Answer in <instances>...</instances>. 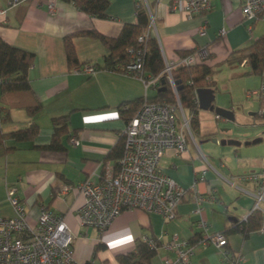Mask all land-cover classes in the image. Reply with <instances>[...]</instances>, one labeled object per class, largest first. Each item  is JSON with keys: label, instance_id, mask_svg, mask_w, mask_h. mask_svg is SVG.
<instances>
[{"label": "crops", "instance_id": "obj_1", "mask_svg": "<svg viewBox=\"0 0 264 264\" xmlns=\"http://www.w3.org/2000/svg\"><path fill=\"white\" fill-rule=\"evenodd\" d=\"M8 1L0 0V10L5 9L4 13L0 12V36L36 53L29 76L43 110L37 117L40 131L34 141L6 140L12 150L0 157V170L1 167L4 169L3 178L0 176V205L9 203L7 186H10L15 187L31 223L36 221L42 205L60 214L74 234V254L80 264H119L116 254L133 249L139 238L156 237L165 243L177 234L181 239L191 240L201 232L195 213L198 194L209 196L214 191L217 195L215 202L208 200L203 204V215L211 231H222L253 210L255 182L239 178L231 180V176L264 169L261 146L264 138L241 131L242 138L233 134L232 128L218 131L204 123L212 114L221 122L235 123L237 104L240 103L235 101L244 98L233 92L235 77L245 76L243 89L251 85L254 76L247 72L249 64L245 61L225 62L232 50L252 44L264 33V29H257L261 21L256 22L252 30L247 28L242 0H212L210 10L192 17L171 10L170 0H147L155 18L151 35L157 37L164 60L177 61L199 49H206L208 62L219 65L220 72L227 70L229 84L227 82L224 87L231 91L230 99L218 98V92H214L213 103L232 110L234 118L218 116L215 111L200 107L197 113L200 133L191 135L187 132L186 150L177 152L169 148L165 152L160 162L162 171L186 188L173 218L165 219L155 211L127 208L102 230L81 224L78 209L84 195L75 186L70 189L66 186L87 179L99 180L106 167L115 164L107 154L126 127L118 105L145 93L155 94L157 89L156 86L145 89L141 78L123 71L99 69L93 74L70 71L64 37L91 28L117 35L123 23L136 21V5L138 2L146 5V0H110L108 16L102 18L88 14L69 0H54L56 9L53 13L48 9L49 0H20L14 6L8 5ZM72 40L81 63L103 62L105 46L99 38L76 33ZM240 63L246 64L245 67ZM216 80L219 81V75ZM9 112L11 118L2 123L4 130L29 124L25 109L11 108ZM67 112H70L69 134L77 141L73 143L65 135V150L34 147V144L43 145L51 140V117ZM260 206L264 215V201ZM227 240L228 244L222 247L195 243L191 264H225L235 255H243L244 264H264V231L261 229L252 231L248 237L233 232L227 235ZM100 243L103 246L96 251ZM164 255L173 257L175 253L161 244L152 264H163Z\"/></svg>", "mask_w": 264, "mask_h": 264}, {"label": "built area", "instance_id": "obj_2", "mask_svg": "<svg viewBox=\"0 0 264 264\" xmlns=\"http://www.w3.org/2000/svg\"><path fill=\"white\" fill-rule=\"evenodd\" d=\"M160 2L161 0H155ZM20 0H9L8 5L14 6ZM169 8L179 11L187 17L203 13L212 8V0H170ZM150 13L148 35L154 26V13L146 0ZM48 9L55 12L56 3L48 1ZM243 18L248 29L258 21H264V0H242ZM1 13L5 9L0 10ZM225 32V29H221ZM144 35L139 38L143 39ZM209 52L199 49L181 57L177 61L165 60V66L158 75L145 77L139 56L134 54L126 64L127 73H132L144 81L145 89L154 84L161 75L167 80L178 97L177 84L173 69L180 64H194L209 61ZM246 61V60H245ZM88 74L95 73L96 67L86 63L80 68ZM264 94V68L258 88L247 91V97ZM189 118L181 104L175 106L166 101L145 100L141 108L126 124L125 148L117 164L108 165L99 180L87 179L76 185H68L66 189H79L84 201L78 209L79 219L83 226L106 228L124 209L138 208L148 212H159L165 219L175 216L176 206L182 199L186 188L172 176L164 173L160 162L169 148L177 152L187 149V132L191 135ZM71 141L77 139L73 136ZM252 181L256 184L254 193L256 202L253 209H261L264 201V169L232 175L231 180ZM15 187L7 186V198L11 203L14 215L0 214V264H80L74 254V234L66 220L42 205L34 223L28 219L25 205L15 193ZM214 191L209 196H196V223L200 227L199 242L213 244L216 247L226 246L228 240L221 231H211L208 220L203 215L204 202H215ZM247 217V216H246ZM245 217V218H246ZM264 231V226L261 228ZM153 244V239L145 237ZM162 246L174 251L175 256L164 255L163 264H191L194 255V244L190 240L181 239L174 234ZM243 255L228 258L225 264H244Z\"/></svg>", "mask_w": 264, "mask_h": 264}, {"label": "trees", "instance_id": "obj_3", "mask_svg": "<svg viewBox=\"0 0 264 264\" xmlns=\"http://www.w3.org/2000/svg\"><path fill=\"white\" fill-rule=\"evenodd\" d=\"M74 2L80 9L95 17H107V8L110 0H69ZM150 13L143 2L136 5V21L123 23L117 35H107L95 28L68 33L64 37L66 60L70 71L80 68L86 63L78 60L76 49L73 43V35L76 33L85 34L99 38L104 46L105 53L103 62L91 63L99 69H111L129 72L125 68L134 54L140 57L142 72L145 77L158 75L165 66V60L157 37L147 35L146 32L150 25ZM144 35L143 39L139 37ZM36 53L32 50L13 45L0 36V157L12 150L6 143L7 139L16 141H34L40 131L37 122L38 115L43 110V105L30 83L29 71L35 63ZM247 61L249 64L248 73L262 74L264 68V33L261 34L252 44L242 48L232 50L225 59L227 63ZM219 65L207 61L194 64H180L173 69L174 79L177 84L178 97L173 91L170 83L161 75L160 78L151 86H156V93L127 99L118 105L120 116L126 124L141 108L145 100L166 101L175 106L180 103L184 112L189 118V125L192 133H200V120L197 116L200 105L197 99V89L201 87L212 88L218 91L216 75ZM259 111L256 116L264 118V94L258 95ZM23 108L26 110L30 122L28 125L10 130H4L2 123L8 121L11 116V108ZM53 133L51 140L43 145L34 144L39 149L65 150L63 136L67 135L70 139V112L51 117ZM209 135V134H207ZM125 133H123L117 143L107 154L108 159L119 161L124 153ZM264 226V215L261 209H253L246 218L237 219L230 226L223 229L226 237L233 232H241L244 237H248L254 230ZM201 239L198 233L191 238V243L195 244ZM162 241L153 238V244L144 238L136 241L135 247L125 252L116 254L119 264H152V258L157 254ZM103 246L98 244L97 251ZM91 264V262L87 263Z\"/></svg>", "mask_w": 264, "mask_h": 264}, {"label": "rangeland", "instance_id": "obj_4", "mask_svg": "<svg viewBox=\"0 0 264 264\" xmlns=\"http://www.w3.org/2000/svg\"><path fill=\"white\" fill-rule=\"evenodd\" d=\"M259 31H262L264 29V21H261L258 25L257 28ZM247 62V61H245ZM241 66L245 67L246 64H241ZM242 67V68H243ZM227 71V70H226ZM224 72L223 70L218 71L217 75H219V81H217L218 85L220 86V91L218 92V98H223L226 100L230 99V95H231V91L225 90V87L227 82L229 84L228 81V74L227 72ZM216 75V76H217ZM244 75H237L235 77V81H234V88H233V92H235V96L237 94V96H241L243 95L244 98L240 97L239 101H235V102H240L237 104V109H236V122H221L219 119L216 120L215 116L212 114L211 116H209L208 121L206 120L204 123L207 125V127L209 128L211 126V128H217L218 131H221V129L223 128H232L233 130V134H239L240 137L244 138V136L241 133V131H248L251 135L253 136H260L262 138H264V118L260 117V116H256L253 114V112H257L259 111V100H258V96L257 95H253L252 97L248 98L247 97V91L250 89H256L259 86V77H261V74L259 76V74H254V76L251 78V85L247 86V87H243L242 89V83L244 82ZM234 101V100H233ZM188 130L191 131V128H188ZM226 132V130H225ZM192 133V131H191ZM212 146H217L216 144L211 143ZM262 146V150H264V140L261 143ZM218 147V146H217ZM233 148V146H232ZM233 151V150H232ZM4 175V169L1 167L0 170V176L1 178H3ZM2 206V207H1ZM0 212L2 213V215H14V211H13V207L11 205V203H5V204H1L0 205ZM39 214H37L38 217Z\"/></svg>", "mask_w": 264, "mask_h": 264}, {"label": "water", "instance_id": "obj_5", "mask_svg": "<svg viewBox=\"0 0 264 264\" xmlns=\"http://www.w3.org/2000/svg\"><path fill=\"white\" fill-rule=\"evenodd\" d=\"M214 96H215V94H214V91L212 88L201 87V88L197 89V97L199 99V105L201 108L209 109L211 111H215L218 116L224 115L226 117H233L234 118L232 110H229V109L221 107V106H217L213 103ZM222 142H225V141L222 140ZM228 142L239 143V141H235V140H232V141L228 140Z\"/></svg>", "mask_w": 264, "mask_h": 264}]
</instances>
